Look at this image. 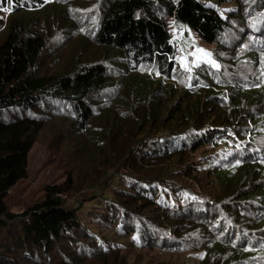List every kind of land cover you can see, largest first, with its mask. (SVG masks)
Wrapping results in <instances>:
<instances>
[{
  "label": "trees",
  "instance_id": "1",
  "mask_svg": "<svg viewBox=\"0 0 264 264\" xmlns=\"http://www.w3.org/2000/svg\"><path fill=\"white\" fill-rule=\"evenodd\" d=\"M221 1H96L98 21L84 32L91 30L103 56L134 70L125 76L122 98L127 103H121L134 106L131 98L141 93L138 103L145 114L120 157L128 189L111 187L119 173L82 184L93 189L85 198H101L94 216L117 219L126 234L149 246L178 250L175 241L199 236L203 242H189L207 248L200 264H264V0H238L227 10L218 7ZM43 2L3 0L0 9L16 15L43 8ZM58 10L53 18L46 15L28 27L23 18L14 19L0 43V264H76L79 259L125 264L120 246H108L93 257L77 247L84 235H98L91 229V237L79 209L66 205L64 195L74 187L71 176L67 187L57 186L56 203L27 214L8 213V192L18 183L46 121L42 110L55 114L69 108L96 150H107L127 135L121 116L101 112L104 89L111 83L106 61L86 62L70 73H41L43 61L57 51L52 46L59 38L49 42L48 36L59 33ZM170 19L215 45L212 55L219 67L209 64L191 71L196 84L187 89L193 91L190 97L174 95L177 46ZM39 27L43 33L35 30ZM146 68L161 79L152 82ZM179 98L184 101L176 102ZM100 113L104 118L94 132L91 122ZM205 145L210 147L199 162L195 152ZM88 149L93 150L83 142L79 153L91 155ZM231 160L233 184L222 191L209 186L205 176H215L218 164ZM108 189L113 197L106 196Z\"/></svg>",
  "mask_w": 264,
  "mask_h": 264
},
{
  "label": "rangeland",
  "instance_id": "2",
  "mask_svg": "<svg viewBox=\"0 0 264 264\" xmlns=\"http://www.w3.org/2000/svg\"><path fill=\"white\" fill-rule=\"evenodd\" d=\"M96 1L87 3L83 2V0H45L42 3L43 8L36 11H26L14 15L7 9L0 15L2 20H4L3 24H0L1 43L7 34L8 24L14 19L23 18L26 27H28V25H35L43 21L46 15L50 14L51 18H53V11L58 10L56 7H59L62 12L65 11L64 14L62 12L61 14L60 12L56 13L58 18H60L58 22L60 26L56 25L59 33L49 35L48 41L53 42L56 38H59L60 43L55 41L56 46L53 45L52 47L57 50L56 54L53 58L43 61L45 67L41 73L61 74L65 70L70 73L75 68L80 69V66H84L86 62L106 61L108 67H106V73L111 77V83L108 85L109 87L104 89L101 112L102 114L103 112L116 113L121 116L124 121L123 130L127 132V135L123 136V138L119 137V139L112 141L114 144H108L110 147L107 150H96L92 145L93 138L90 133H85L79 129L76 121L72 119L73 115L69 108H59L55 114L48 112L47 109L42 110L41 113L46 121L42 125L43 128L38 133L37 140L27 156L18 183L8 192V213L10 215L27 214L30 211L38 210L42 206L56 203L57 186L65 184L64 187H67L69 185L68 179L71 176L72 181H74V187L64 195L66 205L79 209L81 218L90 228L89 234L91 237H95L91 229L96 231L98 235L96 239H90L89 236L84 235L81 238V242L76 243L77 247L87 257H93L97 252L112 245L120 246L119 255L125 258V264H200L206 255L205 249L207 248L196 243L192 246L193 243L189 242L193 240L195 242H203L199 236L189 239L184 237L175 241V244L180 247L178 250L173 248L166 250L156 246H149L151 245L149 242H141L136 236L126 234L121 229L117 219L103 220L94 216L92 212H96L94 209L98 207L100 197L96 200L85 198L86 195H91L93 189L83 187L82 182H85L86 179L101 182L105 180L106 176L109 179L113 173L119 174L113 176L111 187L117 190L128 189V177L123 175L125 171L120 167V157L127 151L126 147L130 141L129 138L133 127L139 123L138 119L142 120L143 114H145V109L142 108L143 103H138L141 93H136L131 98L135 102L134 106L121 103H127V99L122 98L126 92L123 89L127 82L125 76L130 74V72H134V70H130L123 61H121V64L120 62L115 63L107 55L103 56L93 43L91 30L88 34L84 32L86 25H91L92 27L98 21ZM207 1L213 3L215 0ZM99 2L102 4L104 0H99ZM237 2L238 0H222L217 5L227 10L231 7H236ZM94 8L96 9L92 10ZM169 26L173 41L177 46L176 69L173 73L174 78L171 81L177 90L174 95L190 97L193 91H188L187 89L193 88L196 84L192 81L191 71L209 64L214 69L219 67L212 55L215 45L204 43L194 32L178 25L172 19L169 20ZM42 29V27H39L35 30L43 33ZM58 45H60V48L57 49ZM145 70L148 74H151L150 80L152 82L156 83L161 79L160 75L151 73L148 68ZM140 73L143 74V71H140ZM112 84L117 86V89ZM135 84L136 82L133 81V85ZM199 84L203 85L202 83ZM185 89L188 91L186 94L183 92ZM174 100L175 98L172 97L168 102ZM178 101H184V99L179 98L176 102ZM176 102L172 104L173 109L176 107ZM167 110L168 107H165L164 113ZM102 114L100 113L98 116L95 114L97 118L91 122L94 132H97L95 124L100 123L104 118ZM79 139L82 142H78ZM83 142L85 144L88 143L89 147L93 149H88L91 155L85 152L79 153V150L83 147ZM209 147L206 145L200 147L195 152L194 158L201 162L202 157L206 153V148ZM219 148L220 146L217 149ZM100 161H103L104 164ZM113 161L116 164H112ZM233 164V160L223 161L218 164L219 166L214 170L216 172L215 176H205L206 183L220 191L226 189L225 186L232 185L233 182L229 181L233 178ZM86 173L90 174V177H86ZM100 176H102L101 179H99ZM106 192V196L113 197L112 190L108 189ZM162 193L163 195L165 194V192ZM103 207L102 205L97 211L101 213ZM93 222L99 224L96 225ZM90 260L81 262V259H79L76 264H101V262H95L94 259ZM68 263L72 264V261Z\"/></svg>",
  "mask_w": 264,
  "mask_h": 264
},
{
  "label": "snow or ice",
  "instance_id": "3",
  "mask_svg": "<svg viewBox=\"0 0 264 264\" xmlns=\"http://www.w3.org/2000/svg\"><path fill=\"white\" fill-rule=\"evenodd\" d=\"M0 2H3V0H0ZM12 2V0H8V3H11ZM0 10H5V11H7V9H0Z\"/></svg>",
  "mask_w": 264,
  "mask_h": 264
}]
</instances>
